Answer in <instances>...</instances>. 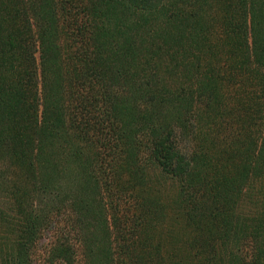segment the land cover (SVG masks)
I'll list each match as a JSON object with an SVG mask.
<instances>
[{"label":"trees","instance_id":"16d2710c","mask_svg":"<svg viewBox=\"0 0 264 264\" xmlns=\"http://www.w3.org/2000/svg\"><path fill=\"white\" fill-rule=\"evenodd\" d=\"M0 264H264V0H0Z\"/></svg>","mask_w":264,"mask_h":264}]
</instances>
